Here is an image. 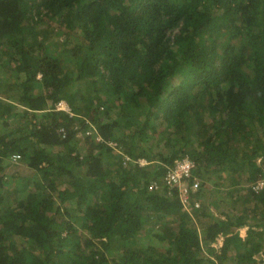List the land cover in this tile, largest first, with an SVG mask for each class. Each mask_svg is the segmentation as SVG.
Segmentation results:
<instances>
[{
  "label": "trees",
  "instance_id": "trees-1",
  "mask_svg": "<svg viewBox=\"0 0 264 264\" xmlns=\"http://www.w3.org/2000/svg\"><path fill=\"white\" fill-rule=\"evenodd\" d=\"M0 264H264V0H0Z\"/></svg>",
  "mask_w": 264,
  "mask_h": 264
},
{
  "label": "built area",
  "instance_id": "built-area-1",
  "mask_svg": "<svg viewBox=\"0 0 264 264\" xmlns=\"http://www.w3.org/2000/svg\"><path fill=\"white\" fill-rule=\"evenodd\" d=\"M57 109L68 110V106L64 101H60L56 104ZM128 156L124 158L125 162L128 160ZM144 159H139L140 165L147 163L143 161ZM194 167V162L187 156L177 158L174 160L173 164L166 167V170L161 178V184L153 181L149 184L148 188L150 190L158 189L161 187L177 188L179 191V196L181 202L184 206L187 205L189 198V191H195L198 187L199 181L195 176H192V169ZM263 185V181L259 180L255 185V188H260ZM197 205V203H196Z\"/></svg>",
  "mask_w": 264,
  "mask_h": 264
},
{
  "label": "rangeland",
  "instance_id": "rangeland-1",
  "mask_svg": "<svg viewBox=\"0 0 264 264\" xmlns=\"http://www.w3.org/2000/svg\"><path fill=\"white\" fill-rule=\"evenodd\" d=\"M143 161H145V160H143ZM145 164H147V163H144L143 165H145ZM13 170H19V171H23V172L27 173V171H25V167L21 163H19V162L13 163L11 165V167L8 169V173H11ZM159 183L161 184V182H159ZM225 184H226V182H225ZM211 198H212L211 200L213 202L210 201L212 204L210 203L209 204V207H210V209L212 210L213 213H216L217 210H216V205L214 203L215 202V196H213ZM246 230H247V227L246 226L241 227L239 229L240 236H245L244 233L246 232Z\"/></svg>",
  "mask_w": 264,
  "mask_h": 264
},
{
  "label": "crops",
  "instance_id": "crops-1",
  "mask_svg": "<svg viewBox=\"0 0 264 264\" xmlns=\"http://www.w3.org/2000/svg\"><path fill=\"white\" fill-rule=\"evenodd\" d=\"M148 163V162H147ZM246 234V232L244 233V235ZM244 237V236H243Z\"/></svg>",
  "mask_w": 264,
  "mask_h": 264
}]
</instances>
